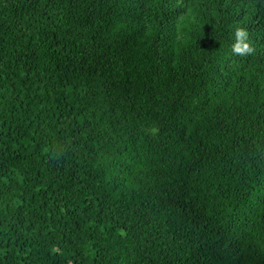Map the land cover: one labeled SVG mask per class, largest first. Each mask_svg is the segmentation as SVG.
<instances>
[{"label": "trees", "instance_id": "16d2710c", "mask_svg": "<svg viewBox=\"0 0 264 264\" xmlns=\"http://www.w3.org/2000/svg\"><path fill=\"white\" fill-rule=\"evenodd\" d=\"M0 264H264V0H0Z\"/></svg>", "mask_w": 264, "mask_h": 264}, {"label": "clouds", "instance_id": "9594fccd", "mask_svg": "<svg viewBox=\"0 0 264 264\" xmlns=\"http://www.w3.org/2000/svg\"><path fill=\"white\" fill-rule=\"evenodd\" d=\"M249 40V32L243 26H237L234 32V42L231 45V51L235 55L245 56L253 52Z\"/></svg>", "mask_w": 264, "mask_h": 264}]
</instances>
